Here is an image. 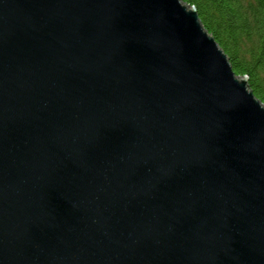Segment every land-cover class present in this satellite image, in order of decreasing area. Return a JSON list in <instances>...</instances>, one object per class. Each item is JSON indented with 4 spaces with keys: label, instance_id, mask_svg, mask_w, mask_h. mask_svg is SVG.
I'll use <instances>...</instances> for the list:
<instances>
[{
    "label": "water",
    "instance_id": "obj_1",
    "mask_svg": "<svg viewBox=\"0 0 264 264\" xmlns=\"http://www.w3.org/2000/svg\"><path fill=\"white\" fill-rule=\"evenodd\" d=\"M0 264H264V103L182 0H0Z\"/></svg>",
    "mask_w": 264,
    "mask_h": 264
},
{
    "label": "trees",
    "instance_id": "obj_2",
    "mask_svg": "<svg viewBox=\"0 0 264 264\" xmlns=\"http://www.w3.org/2000/svg\"><path fill=\"white\" fill-rule=\"evenodd\" d=\"M228 57L236 75L264 103V0H182Z\"/></svg>",
    "mask_w": 264,
    "mask_h": 264
}]
</instances>
